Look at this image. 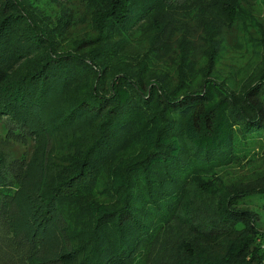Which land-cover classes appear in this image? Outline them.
Listing matches in <instances>:
<instances>
[{"label":"trees","instance_id":"trees-1","mask_svg":"<svg viewBox=\"0 0 264 264\" xmlns=\"http://www.w3.org/2000/svg\"><path fill=\"white\" fill-rule=\"evenodd\" d=\"M57 2L0 0V115H10L5 132L24 151L0 154V264H170L173 252L185 259L174 264H264V70L259 86L238 91L217 62L228 42L241 45L226 26L238 24L241 39L260 26L253 7L81 0V12ZM68 127L89 142L56 155L53 136ZM138 137L147 150L125 162ZM247 150L256 175L190 196L196 174ZM113 159L121 164L110 169ZM97 187L114 197L98 201ZM68 197L89 215L77 228L61 206ZM176 219L188 232L163 243ZM217 239L221 255L206 254Z\"/></svg>","mask_w":264,"mask_h":264},{"label":"rangeland","instance_id":"rangeland-1","mask_svg":"<svg viewBox=\"0 0 264 264\" xmlns=\"http://www.w3.org/2000/svg\"><path fill=\"white\" fill-rule=\"evenodd\" d=\"M213 3L215 7L216 0H208ZM239 2H243L245 4L251 5L254 9L255 14L259 17L260 26L257 29H251V33L247 35L245 39H241L237 36V34L242 35L243 30L240 29L238 24L236 25H228L225 27V35L231 41L238 40L241 42V45L238 44H228L222 47L221 55L218 58V67L220 69L219 76L223 78L228 74H232L227 81H235L236 87L238 91H243L248 89L252 85L259 86L258 83L260 76L264 70V0H238ZM68 5L75 10H79L84 12V6H82L81 0H58L57 6ZM225 16L224 18L228 21L233 19L235 16L233 8L230 2H225ZM216 12V10H215ZM54 19L57 18L53 13ZM221 16V15H220ZM238 16V15H237ZM202 32V25L197 21V23L193 27V35L195 39H200V34ZM173 37V36H172ZM75 39V38H74ZM73 38L70 39V43H73ZM206 52H200L198 50L197 58L201 61V63L207 62V54ZM114 62L120 63L121 59H116ZM173 67V84H177L180 79L177 74L176 64L171 63ZM219 81H223V79H219ZM8 114L0 115V154L2 158L7 160L9 158H13L15 156L22 157L24 155L23 146L14 141L11 135L6 133V127L9 121ZM85 136L78 133L77 130L68 128H60L53 136V151L56 155L61 153H66V150L72 144L77 143H88L85 142ZM82 139V140H81ZM258 145V144H257ZM30 147V146H29ZM28 147V148H29ZM257 147V146H256ZM147 146L145 145V138L138 137L131 145H129L126 149L122 151V157L125 159V162L134 158L136 156H142L144 152L147 150ZM257 150H261L262 148H256ZM30 153V149L27 154ZM252 152L245 151L240 154L238 160L236 162H231L228 165L223 166L217 170L199 172L196 174V178L194 181L193 188L191 189V197L194 198L199 194L202 189L200 185L206 187L209 190L217 189L220 186H226L227 184L233 183L237 181L241 177H251L257 174L256 165L250 166L247 161L252 160ZM27 157V156H25ZM121 159H113L109 162L108 167L110 169H114L120 166ZM219 173H224L227 175L223 183L219 184L217 175ZM99 188H94L90 191V194L95 197L98 201H109L108 198H113L114 194L107 188H103V195L99 192ZM67 219L69 220V226L71 228H77L79 226L78 217L81 219H86L89 215L85 214V209H82L81 206L78 205V202L74 199L68 197L63 200L61 204ZM261 221L257 222V226H261L264 228V213L261 215ZM166 234L165 238L167 241H162L163 243L169 242L174 243L176 238L180 233H187L189 230V225L182 221L181 219L173 220L170 224H166L165 226ZM257 231L251 232L255 234ZM80 234V233H79ZM221 239H217L214 243L217 247H213L212 251L205 249V253H211L221 255V250L219 247ZM168 245V244H167ZM206 245L205 242H202L201 247ZM163 246V245H160ZM159 246V247H160ZM168 247H172L168 245ZM194 250L192 248H188V255L192 254ZM175 255L174 262L170 264H174L176 260L184 258L177 255L176 252H173ZM148 257L152 260L155 257L154 252L148 253ZM143 258V257H142ZM150 261L149 259H147ZM167 264V263H166Z\"/></svg>","mask_w":264,"mask_h":264}]
</instances>
